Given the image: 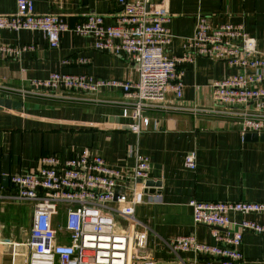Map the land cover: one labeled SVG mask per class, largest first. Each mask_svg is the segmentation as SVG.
Wrapping results in <instances>:
<instances>
[{"label":"crops","instance_id":"0c3cea01","mask_svg":"<svg viewBox=\"0 0 264 264\" xmlns=\"http://www.w3.org/2000/svg\"><path fill=\"white\" fill-rule=\"evenodd\" d=\"M17 1L0 0V14L14 13ZM154 1L165 2L168 8L166 25L174 34L167 48L171 57L184 54L183 38L194 32L198 12L215 23L243 24L258 48L264 50V0ZM34 2L37 12L59 14L71 26L94 12L105 14L107 23H114L121 10L119 0ZM0 41L35 45L34 50L18 57L0 55V96L22 102L21 108H0V219L4 241L29 240L33 210L31 203L12 198L15 187L4 180L6 157L11 175L35 171L44 155L55 154L65 160L90 147L111 166L126 171L134 165L128 148L137 146L150 158L149 179L162 182L161 187H155L161 192L148 193L136 208L138 228L148 232V245L158 264H206L207 257L191 251L176 252L169 245L177 236L189 234L200 242H216L211 226L194 222L191 199L264 201V139L247 140L241 131V119L236 116L201 111L216 107L213 81L236 73V68L203 56L178 62L177 69L183 73V96L177 98L168 92L163 108L146 112L151 117L150 128L137 132L133 120L123 116L127 98L122 88L104 87L95 94H84L36 90L31 85L33 79L46 78L55 71L135 81L137 65L128 56L96 49L92 37L72 31L63 34L59 48H51L43 33L27 29H5ZM192 150L197 152L196 170L185 165V156ZM127 187L128 181H121L118 190L129 192ZM243 218L264 224V212L232 214L235 221ZM241 247L246 264H264V235L245 232ZM19 248L24 250L23 246ZM9 250L7 245H0V252ZM18 261L21 264L22 259Z\"/></svg>","mask_w":264,"mask_h":264},{"label":"built area","instance_id":"2783aa9c","mask_svg":"<svg viewBox=\"0 0 264 264\" xmlns=\"http://www.w3.org/2000/svg\"><path fill=\"white\" fill-rule=\"evenodd\" d=\"M119 3L121 10L114 23H107L105 14L94 12L71 26L59 14L37 12L34 0H18L14 13L0 14V37L5 29L38 31L51 48H59L63 34L72 31L92 37L96 49L131 58L137 65L135 81L55 71L46 78L33 79L31 85L36 90L84 94H95L104 87L122 88L127 98L123 116L133 120L137 132L150 128L151 117L146 112L163 108L168 92L177 98L183 96V73L177 69L178 62L198 56L222 60L238 71L213 81L216 107L201 111L240 118L243 135L263 132L264 50L258 48L243 24L215 23L198 12L194 32L183 38L184 54L175 58L167 52L174 34L166 25L169 12L165 2ZM34 49L33 43L11 45L0 41L1 56L18 57ZM128 154L134 157V165L126 171L111 166L102 155L86 147L79 156L65 160L55 154L44 155L35 171L11 174L15 187L12 198L33 206L27 242L4 241L0 219V245L9 247L12 264H20L18 258L21 264H158L148 251V232L138 228L136 215L137 206L148 194L145 182L149 179L150 158L137 146H130ZM197 164L196 150L188 152L186 167L196 170ZM121 181H128L129 192L118 190ZM189 204L194 222L211 226L216 242L208 244L193 234L181 235L170 241L172 250L205 256L206 264H246L241 247L244 233L264 235V224L248 218L235 221L232 214L264 212V201L193 198Z\"/></svg>","mask_w":264,"mask_h":264},{"label":"water","instance_id":"95a60500","mask_svg":"<svg viewBox=\"0 0 264 264\" xmlns=\"http://www.w3.org/2000/svg\"><path fill=\"white\" fill-rule=\"evenodd\" d=\"M22 107V102L21 101H17V100H13L11 98L5 97V96H0V108H7V109H11V108H21ZM245 138L247 140H258V139H264V133H246L245 134ZM5 167H4V180L5 183L9 182L10 180V167H9V161H8V157H6V161H5ZM146 188H145V192L146 193H150V194H155V193H160V188H155V187H161L162 182L161 180H154V179H148L145 182ZM0 259L3 260V264H12L13 263V256L11 254H3L0 255Z\"/></svg>","mask_w":264,"mask_h":264},{"label":"rangeland","instance_id":"374dc122","mask_svg":"<svg viewBox=\"0 0 264 264\" xmlns=\"http://www.w3.org/2000/svg\"><path fill=\"white\" fill-rule=\"evenodd\" d=\"M146 198H147V196H146ZM63 211H64V210H63ZM148 251L151 252L150 248H148ZM151 253H152V252H151Z\"/></svg>","mask_w":264,"mask_h":264}]
</instances>
